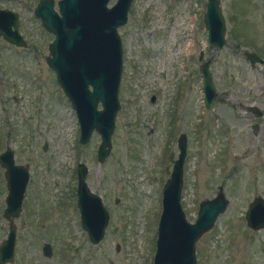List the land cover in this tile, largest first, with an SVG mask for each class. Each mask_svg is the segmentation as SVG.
<instances>
[{
    "label": "rangeland",
    "instance_id": "374dc122",
    "mask_svg": "<svg viewBox=\"0 0 264 264\" xmlns=\"http://www.w3.org/2000/svg\"><path fill=\"white\" fill-rule=\"evenodd\" d=\"M36 1L0 0V8L18 13L26 42L18 47L0 37V152L8 146L29 173L13 219V259L5 264H152L161 187L180 133L186 137L185 218L192 222L199 201L212 198L217 186L228 201L195 241V264H264V228L250 230L243 217L252 197L264 199V0H220L221 48L207 42L205 0H132L117 28L119 109L100 164L98 134L78 143L74 112L44 61L52 35L32 14ZM245 52L262 63L251 65ZM204 60L217 92L212 110L202 101L198 65ZM253 106L261 117L248 110ZM78 161L108 213L96 244L75 206ZM5 192L0 167V242L7 232Z\"/></svg>",
    "mask_w": 264,
    "mask_h": 264
},
{
    "label": "water",
    "instance_id": "95a60500",
    "mask_svg": "<svg viewBox=\"0 0 264 264\" xmlns=\"http://www.w3.org/2000/svg\"><path fill=\"white\" fill-rule=\"evenodd\" d=\"M37 0L32 9L43 30L52 35L47 44L44 61L53 72L54 80L68 101L76 117L77 141L85 144L94 131L99 136L96 161L102 163L110 149V136L114 117L119 109L118 82L122 65V49L117 28L126 22L132 0ZM202 23L208 44L221 48L225 38V22L220 0H205ZM18 14L0 9V37L13 46L25 47L19 34ZM252 65L262 63L254 52H245ZM202 53L199 52L198 60ZM204 60L198 65L202 101L205 109L212 110L217 92ZM99 105V107H98ZM255 117L262 111L250 107ZM255 126V125H254ZM177 153L172 160L167 178L161 187L160 213L157 219L152 264H195L194 244L197 238L214 224L226 206L227 199L217 186L214 196L199 201L195 218L189 222L180 205L182 164L186 153V137L180 133L176 139ZM172 153L169 154V158ZM0 167L6 190L1 216L7 222L5 238L0 242V264L13 259L15 226L13 219L21 210L23 193L28 181L27 164H16L13 151L5 146L0 152ZM87 168L75 164V206L79 223L92 244L103 236L108 213L100 197L86 184ZM244 221L250 230L264 228V199L252 197L244 212ZM44 256L50 255V247H42Z\"/></svg>",
    "mask_w": 264,
    "mask_h": 264
},
{
    "label": "flooded vegetation",
    "instance_id": "af4514ba",
    "mask_svg": "<svg viewBox=\"0 0 264 264\" xmlns=\"http://www.w3.org/2000/svg\"><path fill=\"white\" fill-rule=\"evenodd\" d=\"M6 1H8V0H6ZM55 2H56V0L54 1L53 0V3H54V6H55ZM0 9H3V8H0ZM5 9H7V8H5ZM8 10H10V9H8ZM12 11V10H11ZM15 12V11H14ZM17 13V12H16ZM18 14V13H17ZM258 56V55H257ZM258 63V62H257ZM248 110H250V112H251V114L253 113V115H254V111L253 110H251L250 109V107L248 108ZM254 126V125H253ZM6 191V190H5ZM6 193V192H5ZM90 242V241H89ZM13 254H14V250H13ZM12 261H10V262H6V263H11ZM5 264V263H4Z\"/></svg>",
    "mask_w": 264,
    "mask_h": 264
},
{
    "label": "bare ground",
    "instance_id": "6f19581e",
    "mask_svg": "<svg viewBox=\"0 0 264 264\" xmlns=\"http://www.w3.org/2000/svg\"><path fill=\"white\" fill-rule=\"evenodd\" d=\"M185 52V51H184Z\"/></svg>",
    "mask_w": 264,
    "mask_h": 264
}]
</instances>
